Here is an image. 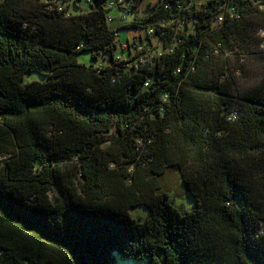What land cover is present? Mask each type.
Returning <instances> with one entry per match:
<instances>
[{
  "label": "trees",
  "instance_id": "16d2710c",
  "mask_svg": "<svg viewBox=\"0 0 264 264\" xmlns=\"http://www.w3.org/2000/svg\"><path fill=\"white\" fill-rule=\"evenodd\" d=\"M96 1L0 0V264H264V6Z\"/></svg>",
  "mask_w": 264,
  "mask_h": 264
},
{
  "label": "built area",
  "instance_id": "2783aa9c",
  "mask_svg": "<svg viewBox=\"0 0 264 264\" xmlns=\"http://www.w3.org/2000/svg\"><path fill=\"white\" fill-rule=\"evenodd\" d=\"M64 1V5H69L70 9L73 11V13L75 12H82L83 14L87 13L88 11L86 10V8L88 7L87 4L91 3V0H86L84 3H80L78 0H76V4H78V10H73V5L75 3V0H63ZM108 0H105V3ZM159 0L156 1H143V4L145 3V5L143 6V4L140 6V10H144L146 9V7L148 5H150L151 7H155L157 5V2ZM261 4V6H264V0H258ZM109 7L110 8H114L113 10H116V15H109L107 21L108 22H112L114 23L115 27H116V35H118V27L121 26L122 24L126 23L127 21L130 22L133 18H130L129 15H126V13L128 14V12H130L132 9H136L134 7V2L135 0H109ZM166 6L168 7L169 5L166 4ZM90 9V8H89ZM92 10V9H90ZM128 18H130V20H128ZM223 21V17H219L218 18V23ZM167 24V23H166ZM178 30H182L183 26L182 24H178L177 26ZM152 30H150L149 34H152ZM129 31H135V30H129ZM262 34L264 36V31H262ZM139 35H136L134 37H138ZM142 37V36H139ZM138 41V40H137ZM149 43V42H148ZM148 43H144L142 44V46H139L138 44L135 45V43H132V41H129L127 43H120L122 51L124 52V50H128V51H132V54L135 55L138 52H142V54L139 56V60H141L143 63L148 61L149 59H152L153 57H160L161 56V50H157V48L160 46L159 43H151V45H148ZM138 45V46H137Z\"/></svg>",
  "mask_w": 264,
  "mask_h": 264
},
{
  "label": "rangeland",
  "instance_id": "374dc122",
  "mask_svg": "<svg viewBox=\"0 0 264 264\" xmlns=\"http://www.w3.org/2000/svg\"><path fill=\"white\" fill-rule=\"evenodd\" d=\"M146 1H156V0H146ZM144 5L145 3L143 4V6ZM110 13L113 16L116 15L115 11H111ZM128 20H130V18H128ZM140 33L142 32L128 31V32H123L121 36L124 40L125 38H129L130 41H132L133 37L139 35ZM79 60L80 62H84L87 65H89L90 63H92L91 54L89 52H83L79 55ZM162 184H163V188L169 194L168 201L170 203L183 210L191 209L195 206V202L193 198L188 193H186L180 172L176 167L169 168L167 173L162 178ZM130 213L133 217L145 219L148 215V209L143 206H137L131 209ZM116 264H148V263L146 260L120 261V259H117Z\"/></svg>",
  "mask_w": 264,
  "mask_h": 264
},
{
  "label": "water",
  "instance_id": "95a60500",
  "mask_svg": "<svg viewBox=\"0 0 264 264\" xmlns=\"http://www.w3.org/2000/svg\"><path fill=\"white\" fill-rule=\"evenodd\" d=\"M95 3H96V5L103 4V3H105V0H97Z\"/></svg>",
  "mask_w": 264,
  "mask_h": 264
}]
</instances>
